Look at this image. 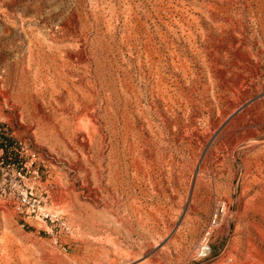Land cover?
<instances>
[{
	"label": "rangeland",
	"instance_id": "rangeland-1",
	"mask_svg": "<svg viewBox=\"0 0 264 264\" xmlns=\"http://www.w3.org/2000/svg\"><path fill=\"white\" fill-rule=\"evenodd\" d=\"M0 127V264L108 249L115 173L132 264H264V0H0Z\"/></svg>",
	"mask_w": 264,
	"mask_h": 264
},
{
	"label": "bare ground",
	"instance_id": "bare-ground-1",
	"mask_svg": "<svg viewBox=\"0 0 264 264\" xmlns=\"http://www.w3.org/2000/svg\"><path fill=\"white\" fill-rule=\"evenodd\" d=\"M41 48V47H40ZM39 49V48H38ZM31 51V50H30ZM39 51V50H38ZM35 53V52H34ZM41 53V52H40ZM44 53V52H43ZM42 53V54H43ZM36 56V55H35ZM39 57H41L39 55ZM44 58V57H43ZM47 58V57H46ZM48 59V58H47ZM42 60V59H41ZM51 62V61H50ZM51 65V64H50ZM43 66V64H42ZM58 66V65H56ZM62 70V69H61ZM60 70V71H61ZM58 71V70H57ZM60 73V72H59ZM248 140V139H247ZM252 142V141H251ZM235 149V148H234ZM117 156V155H116ZM117 158V157H116ZM119 159V158H118ZM117 159V160H118ZM112 160V159H111ZM110 160V161H111ZM109 161V162H110ZM116 161V160H115ZM120 161V160H119ZM102 163V162H101ZM111 164V163H110ZM122 164V162H121ZM100 165V164H99ZM113 166V165H112ZM111 166V168H112ZM101 167V166H100ZM108 167V165H107ZM117 167V164L116 166ZM109 168V167H108ZM119 168V167H117ZM101 169V168H100ZM104 169V168H103ZM102 170V169H101ZM103 171V170H102ZM113 171V170H112ZM124 171V170H123ZM95 172V171H94ZM111 172V171H110ZM126 175V173H125ZM100 176V175H99ZM109 176V175H108ZM96 177V176H95ZM97 180V179H96ZM128 180V179H127ZM129 181V180H128ZM128 183V182H127ZM62 184V183H61ZM110 186H114V188L116 189V195L113 196V199L112 200H109L107 198V195L105 194H102L101 197L103 198L104 200V204H105V214H103V216L97 214V213H92L91 214H86V216H84L85 220H87L88 222H91V227H95V226H101L102 229H110L112 230L113 232L112 233H116L117 236L115 235V237L113 236L112 238H109L105 241L108 242V249H104L102 250L100 253H97L95 255H92V256H89V257H86L84 259H82L81 261V264H132L135 259H136V255H132L130 253H127L125 250L122 249L123 246H120L121 241L118 242V238L119 236L121 235H125L126 238L130 239L131 238V230L127 229V230H122V228H117L116 227V224H121V226L124 224H127V225H130L132 219L134 217H136V214L137 212L142 215V208H139V207H135L132 203H123V195L125 194L124 193V182L122 181L120 175L118 173H115L113 175H111V179H110ZM112 184V185H111ZM103 185V184H102ZM131 185V184H130ZM129 185V186H130ZM107 190H109V188L107 187L106 188ZM119 190H123V193H122V196H118L117 192H119ZM128 190V189H127ZM112 192V191H111ZM122 192V191H121ZM115 193V192H114ZM72 195V194H71ZM111 195V194H110ZM129 195V194H128ZM132 195V194H131ZM135 196V194H134ZM133 196V197H134ZM137 196V195H136ZM110 197V196H109ZM130 197V196H129ZM131 199V198H130ZM138 199V198H137ZM122 201V202H121ZM129 201V200H128ZM135 202V201H134ZM136 205V204H135ZM72 206V205H71ZM72 210V209H71ZM83 210V209H82ZM81 211V210H80ZM84 211V210H83ZM91 211V209H90ZM96 212V210H94ZM79 212V211H78ZM85 213V212H84ZM83 213V214H84ZM88 213V212H87ZM111 214L110 217L107 215V214ZM76 218H82L83 219V216L82 215H79V216H76ZM139 219V218H138ZM137 219V220H138ZM78 220V219H77ZM135 220V219H133ZM139 223L141 224L140 228H142V231L144 232V221L141 219H139ZM153 220V218H152ZM82 221V220H80ZM86 221V222H87ZM84 222V221H83ZM87 222V223H88ZM138 222V221H137ZM81 224V223H80ZM89 224V223H88ZM83 225V223H82ZM122 226V227H123ZM120 227V226H119ZM91 228V229H92ZM125 229V228H124ZM100 230V228L98 229ZM84 231V230H83ZM81 231V234L82 232ZM87 231V230H85ZM93 231V230H92ZM140 232L141 235H144L143 232ZM103 232V231H102ZM106 232V231H105ZM108 232V231H107ZM106 232V233H107ZM91 233V232H90ZM95 233V232H94ZM110 233V232H109ZM87 234V233H85ZM89 234V233H88ZM96 234V233H95ZM108 234V233H107ZM88 236V235H87ZM110 236V235H109ZM112 236V235H111ZM102 237V236H101ZM98 238V240H102L104 241V238ZM107 237V236H106ZM122 237V236H121ZM95 238V237H94ZM123 238V237H122ZM94 240V239H93ZM96 241H98L96 238H95ZM125 240V239H124ZM101 241V242H102ZM104 241V242H105ZM141 241V240H140ZM99 242V241H98ZM100 242V243H101ZM106 243V242H105ZM149 243V242H148ZM140 244H144V242H141ZM105 245V244H104ZM145 246H147L146 244H144ZM143 245V246H144ZM105 248V247H103ZM145 248V247H144ZM96 250V249H95ZM99 250V249H98ZM155 250V249H154ZM163 251V250H162ZM87 255V254H86ZM160 255V254H158ZM157 254L156 252H153L152 250L149 252V255H148V258H145L146 260L143 261L142 263L140 264H156L157 261H155L153 258L156 257ZM158 257V256H157ZM161 258V256H160ZM81 260V259H80ZM79 260V261H80ZM77 261V260H76ZM163 261V260H162Z\"/></svg>",
	"mask_w": 264,
	"mask_h": 264
},
{
	"label": "built area",
	"instance_id": "built-area-1",
	"mask_svg": "<svg viewBox=\"0 0 264 264\" xmlns=\"http://www.w3.org/2000/svg\"><path fill=\"white\" fill-rule=\"evenodd\" d=\"M21 149L26 151L25 147H21ZM3 153H4L3 149H0V157H2ZM35 156H36L35 153H31L30 154L29 159L25 163L26 167H28V165H32ZM3 163H4V160L1 161V164H3ZM8 166H10V164H8ZM32 196H33V190L30 189V191H27L25 193V195L22 197V204L23 205L26 204V203L29 204L31 199H32ZM219 210L222 213L223 212L222 211L223 210V206L219 205L217 211H219ZM32 211H35V208H33ZM216 221H217V217H216V214H215V217L213 219V223L215 224ZM212 225L209 226L208 229L205 231L203 237L201 238L200 242L198 243V245L196 247V254L199 255V256L207 255V253L210 250L209 241H210V237H211Z\"/></svg>",
	"mask_w": 264,
	"mask_h": 264
},
{
	"label": "trees",
	"instance_id": "trees-1",
	"mask_svg": "<svg viewBox=\"0 0 264 264\" xmlns=\"http://www.w3.org/2000/svg\"><path fill=\"white\" fill-rule=\"evenodd\" d=\"M15 141L12 137L7 136L5 133L1 131L0 127V149H3V156L0 157V161L4 160L5 162L8 160L9 155L13 154L12 157L17 158V153H13V147L15 145ZM3 158V159H2Z\"/></svg>",
	"mask_w": 264,
	"mask_h": 264
}]
</instances>
